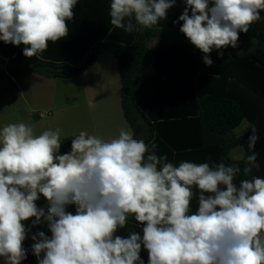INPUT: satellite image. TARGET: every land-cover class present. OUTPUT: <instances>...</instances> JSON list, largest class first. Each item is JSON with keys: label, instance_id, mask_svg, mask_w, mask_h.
I'll return each mask as SVG.
<instances>
[{"label": "clouds", "instance_id": "9594fccd", "mask_svg": "<svg viewBox=\"0 0 264 264\" xmlns=\"http://www.w3.org/2000/svg\"><path fill=\"white\" fill-rule=\"evenodd\" d=\"M78 0H0V41L44 52L69 34ZM177 0H110V24L126 33L167 19ZM264 0H184L174 23L213 64L215 49L238 46L239 34L261 19ZM255 126L247 152L233 162H169L157 145L121 129L104 141L80 132L61 154L59 130L0 128V258L21 264L31 229L37 264H264V178L258 170ZM244 177L236 182L237 177ZM195 189V191H194ZM197 199V210L191 202ZM45 198L46 207L37 202ZM75 206V214L67 206ZM142 235H116L129 220ZM34 218V219H33ZM31 221V227L25 222Z\"/></svg>", "mask_w": 264, "mask_h": 264}, {"label": "trees", "instance_id": "16d2710c", "mask_svg": "<svg viewBox=\"0 0 264 264\" xmlns=\"http://www.w3.org/2000/svg\"><path fill=\"white\" fill-rule=\"evenodd\" d=\"M109 5L110 0H78L74 19L67 22L69 34L32 56L31 69L9 72L10 64L27 58L23 52L29 46L0 41L8 59L0 82L7 74L15 77L28 71L55 79L79 76L84 72L68 71L93 55L97 61L111 54L118 63L123 115L134 138L149 145L154 142L157 154H166L175 166L181 161L231 163L235 148L247 152V137L255 126L260 168L254 169V175L264 178V11L247 33L239 34L236 48L222 49L223 56L214 49L213 64L207 66L204 54L180 31L182 22L174 23L184 0H177L167 19L131 34L110 24ZM154 40L158 44L152 48ZM244 121L250 128L237 136ZM69 140L64 139L61 147ZM243 178L237 177L236 182ZM197 206L194 196L190 210L195 212ZM25 249L23 264H37Z\"/></svg>", "mask_w": 264, "mask_h": 264}, {"label": "rangeland", "instance_id": "374dc122", "mask_svg": "<svg viewBox=\"0 0 264 264\" xmlns=\"http://www.w3.org/2000/svg\"><path fill=\"white\" fill-rule=\"evenodd\" d=\"M4 60L0 50V73L7 67ZM34 66V60L28 57L10 64L8 71ZM91 66L70 78L55 79L30 71L15 77L7 74L0 82V128L22 122L32 126L37 135L58 129L61 143L82 131L104 141L117 138L121 129L129 128L121 108L117 60L107 53ZM40 113L50 115L40 118ZM248 124L244 121L236 132Z\"/></svg>", "mask_w": 264, "mask_h": 264}, {"label": "crops", "instance_id": "0c3cea01", "mask_svg": "<svg viewBox=\"0 0 264 264\" xmlns=\"http://www.w3.org/2000/svg\"><path fill=\"white\" fill-rule=\"evenodd\" d=\"M152 42H156V43L154 44V46H152V45L150 44V47L155 48V47L157 46V44H158V41H157V40H154V41H152ZM0 50H1V53H2V54L4 55V57H5V60H4V66H5V65L8 64V59L6 58L5 54L3 53L1 47H0ZM103 55H105V54H103ZM103 55H101V56H103ZM101 56H100V57H101ZM100 57H99V58H100ZM113 57H114V56H113ZM27 58H28V57H27ZM31 58H32V57H31ZM32 59H33V58H32ZM97 61H98V60H97ZM97 61H96V62H97ZM96 62H95V63H96ZM95 63H94V64H95ZM94 64H93V65H94ZM93 65H92V66H93ZM92 66H91V67H92ZM89 68H90V67H89ZM5 69H6V67H5ZM121 108H122V106H121ZM122 111H123V110H122ZM128 125H129V124H128ZM249 128H250V125L248 124V125H247V126L241 131V132H240V131H239V132H235V134H236L237 136L243 135L244 133H246V132L249 130ZM127 131H129V132H131V133L133 134V131H132V129H131L130 126H129V128H127ZM70 137H71V136H70ZM70 137H67V138H70ZM242 152H245V150H244L242 147L235 148L233 151H231V154H230L231 159L233 160L234 157L239 156ZM37 204H38L39 207H46L47 202H46L45 198L41 197V199L37 202ZM67 211H70V212H72L73 214H75V206H74V205H69V206H67ZM33 219H34V218H33ZM25 226H26V227H31V221H26V222H25ZM142 227H143V225H140L139 223L135 222L134 219H131V217H130L129 223H128L123 229H119V230L117 231L116 235H119V236H121V237H127L128 234H129V232H137V233H140V234L142 235ZM37 231H45V233H46L47 235L51 236V233H50V231L48 230L46 224H41V225H38V226L32 228V229H31V233L29 234V237L26 238V240L24 241V247L27 248V249L30 250V251H31V245H32V243H33V241L31 240L30 236H31V234H33V233H35V232H37ZM31 253H32V251H31ZM33 256H34V255H33ZM140 256H141V259L144 261V264H148V253H147V250L143 249V247H142V249H141ZM34 257H35V256H34ZM35 259H36V261H37V258H36V257H35ZM0 264H4V260H3V258H0ZM21 264H23V261L21 262Z\"/></svg>", "mask_w": 264, "mask_h": 264}, {"label": "water", "instance_id": "95a60500", "mask_svg": "<svg viewBox=\"0 0 264 264\" xmlns=\"http://www.w3.org/2000/svg\"><path fill=\"white\" fill-rule=\"evenodd\" d=\"M96 59H97V57L95 55H93L88 60L83 62L77 69H75L73 71L70 70V71H68V73L69 74H73V75L81 74V73L85 72L96 61ZM71 140H69L67 143H65L61 147V149H60V153L61 154L70 152V150H71Z\"/></svg>", "mask_w": 264, "mask_h": 264}, {"label": "built area", "instance_id": "2783aa9c", "mask_svg": "<svg viewBox=\"0 0 264 264\" xmlns=\"http://www.w3.org/2000/svg\"><path fill=\"white\" fill-rule=\"evenodd\" d=\"M40 116H41L42 118H46V114H45V113H42Z\"/></svg>", "mask_w": 264, "mask_h": 264}]
</instances>
